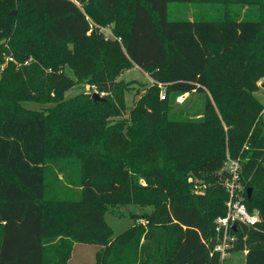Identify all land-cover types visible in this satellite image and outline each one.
Masks as SVG:
<instances>
[{
	"label": "trees",
	"instance_id": "obj_1",
	"mask_svg": "<svg viewBox=\"0 0 264 264\" xmlns=\"http://www.w3.org/2000/svg\"><path fill=\"white\" fill-rule=\"evenodd\" d=\"M176 2L222 9L170 21ZM0 42L20 64L0 78V264H68L76 243L102 247L96 264H219L203 241L226 214L228 156L260 216L235 252L264 264V0H0ZM134 67L155 83L129 107L119 77ZM81 81L105 101L64 99ZM160 85L208 92L221 119L210 100L199 120L169 119ZM130 205L152 211L113 237L105 214Z\"/></svg>",
	"mask_w": 264,
	"mask_h": 264
},
{
	"label": "rangeland",
	"instance_id": "obj_2",
	"mask_svg": "<svg viewBox=\"0 0 264 264\" xmlns=\"http://www.w3.org/2000/svg\"><path fill=\"white\" fill-rule=\"evenodd\" d=\"M78 3V1H76ZM79 4V3H78ZM222 9L221 5H211V4H195V3H170L168 5V19L170 21H186V20H211L218 16ZM256 10L255 7H245L243 9L244 14L252 15ZM102 32L105 36H112L111 25H106L102 27ZM3 42H0L2 45ZM7 47V45L5 44ZM11 56V54H10ZM0 63L4 66V70L0 71V78L3 72L10 66L6 62V55L0 53ZM16 68L20 67V64L15 60L13 62ZM65 73L74 78L73 72L70 68H65ZM119 80H122L124 83H127L130 91L126 95V101L130 107L133 103H136L140 96H142L146 90L155 83L151 78L148 72L141 70L138 67H134L126 72H124ZM84 81L78 83L77 86L73 87L64 96V99H70L75 97L80 92L87 93V86ZM161 86L160 99L166 96V104L168 106V117L171 120L179 119H190V120H199L204 116L205 108L207 101L210 100L214 106L218 117L221 119V116L215 107V103L212 101V98L208 92H192L188 94H176L174 92H168L167 87ZM256 101L262 105V113L264 112V101L261 100L257 95L254 94ZM26 109L45 112L46 109L54 106V103H38L34 101H26L21 103ZM128 115L125 114L123 117L117 118L115 121H122L127 119ZM227 131V128H224ZM252 131L249 136H251ZM244 150V149H243ZM105 214V220L113 231V237H117L119 234L123 233L125 230L130 228L134 224L132 215H139L141 217L144 213L151 212L152 208H140L133 205L126 207H119L112 211L108 210ZM141 222V219L138 218L137 221ZM102 249L101 246L96 244H82L76 243L74 245L71 259L68 264H96V254ZM236 264H244V258L241 256L238 258Z\"/></svg>",
	"mask_w": 264,
	"mask_h": 264
},
{
	"label": "built area",
	"instance_id": "obj_3",
	"mask_svg": "<svg viewBox=\"0 0 264 264\" xmlns=\"http://www.w3.org/2000/svg\"><path fill=\"white\" fill-rule=\"evenodd\" d=\"M108 37H112L111 35ZM121 42V38H117ZM6 62H15L12 56H6ZM5 68L4 64L0 63V71ZM87 92L92 96L97 93L100 97L104 98L107 93L100 91L95 85H88ZM261 100L264 101V77L257 82V91L255 93ZM164 98V97H163ZM241 159H233L227 157L223 171L227 173L223 186L228 194V199L225 203L226 214L220 216L215 221L214 235L208 240L203 241L210 249V255H219V264H236L238 258L247 254V250L237 255L236 248L240 239L239 233L245 227H255L260 221V216L257 212L251 213L247 209L244 201L245 186L241 180ZM206 185H195V192L203 193ZM236 228L235 230L233 228ZM243 237V241L246 240ZM236 253V254H235Z\"/></svg>",
	"mask_w": 264,
	"mask_h": 264
},
{
	"label": "water",
	"instance_id": "obj_4",
	"mask_svg": "<svg viewBox=\"0 0 264 264\" xmlns=\"http://www.w3.org/2000/svg\"><path fill=\"white\" fill-rule=\"evenodd\" d=\"M93 100L95 101H105V99H103L102 97H100L97 93L92 95ZM252 194V190L248 189L247 190V196L250 198ZM234 230L236 229L235 227L233 228Z\"/></svg>",
	"mask_w": 264,
	"mask_h": 264
}]
</instances>
